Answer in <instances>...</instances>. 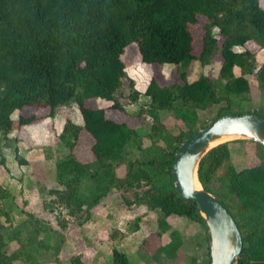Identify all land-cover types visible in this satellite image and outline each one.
<instances>
[{"label":"trees","instance_id":"obj_1","mask_svg":"<svg viewBox=\"0 0 264 264\" xmlns=\"http://www.w3.org/2000/svg\"><path fill=\"white\" fill-rule=\"evenodd\" d=\"M200 16L208 22L201 24ZM190 25L198 27L196 34ZM249 43L264 51L261 0H0V166L7 169L8 150L21 165L27 164L14 147L18 139L12 135L42 117L35 112L47 109L46 116L55 118L58 108L75 101L82 123L67 120L57 135L67 153L56 161L54 178L59 188L51 191L55 199L44 204L48 216L56 214L55 203L71 217L86 216L114 190L139 182L147 189L137 198V205L157 211L160 228L169 230L166 220L176 215L197 223L206 233L197 204L179 197L172 165L185 140L217 119L258 114L241 110L252 98L248 76L256 77L264 97V62L258 66ZM136 45L144 63L174 66L181 82L162 86L152 79L144 93L147 109L132 114L117 95L128 77L122 58ZM218 60L215 78L209 72ZM196 64L207 73L190 81ZM130 87L132 101L137 102L142 94L134 81ZM96 100L112 102L127 119L114 120L104 108L88 106ZM212 108L217 109L211 123L197 128L200 112ZM30 111L34 114L28 116ZM164 112L182 121L186 129L179 135L169 133L161 123ZM148 116L156 123L150 135L144 136L133 121L139 118L145 123ZM82 132L92 137L90 162L76 155ZM249 143L256 147L259 164L237 169L230 162L227 142L203 158L199 179L241 231L244 246L237 264H264V146ZM224 166V177H219ZM120 167L125 168L124 176L117 172ZM10 199L15 201L16 196L0 183V264H49L40 261L42 252H52V262L59 264L66 242L60 225L28 210L27 201L26 208H19L23 218L15 223V212L7 208ZM139 220L129 224V229L138 230ZM84 222L86 217L79 225ZM9 244L16 246L12 253ZM181 247V236L172 231L170 243L159 251L175 259ZM112 253L113 264H130L117 248ZM70 262L85 264L80 255ZM205 264H211L210 249Z\"/></svg>","mask_w":264,"mask_h":264},{"label":"rangeland","instance_id":"obj_2","mask_svg":"<svg viewBox=\"0 0 264 264\" xmlns=\"http://www.w3.org/2000/svg\"><path fill=\"white\" fill-rule=\"evenodd\" d=\"M261 5L264 8V0H261ZM199 22L201 24L207 23L208 19L205 17L200 16ZM190 29L195 34L198 31V27L196 25H190ZM200 38L197 43V49H200ZM132 47V45L130 46ZM129 47V48H130ZM136 47V48H135ZM133 49L127 50L126 53L123 56V61L126 64L127 67V75L128 77L124 80V86L122 89L118 92V99L120 103L123 105L124 108H126L130 113L136 114L140 112L142 109L146 110L149 104L148 98L144 96V93L151 82L152 79H156L162 86L168 85L173 82H181V79L176 74V70L174 66L166 65V66H157V65H149L142 61L141 55H139V50L137 45ZM248 47L256 52L257 55V61L258 66L260 67L264 62V51L260 50L254 43H249ZM220 60L217 61V64H215L214 67L211 68L209 74H212L213 77H218V71H219V65ZM207 73L206 70H204L200 64H196L194 66L193 74L190 77V81H193L198 76ZM237 74H240V70H237ZM248 78L251 80L252 85V98L251 101L248 103H245L242 105L241 110L246 111H253L257 112L258 114L264 115V97L260 93V90L258 89V81L255 76H248ZM130 81L135 82V88L140 91L142 94L141 97H139V100L137 102H133L131 98V87H130ZM112 102L104 101V100H96V101H90L88 102V106L98 109V108H104L106 110V115L108 118L118 120V121H125L127 119V114L123 113L121 111H118L112 107ZM217 108H212L209 111L200 112V122L197 125V128L201 129L205 125H209L213 118L215 117ZM49 110L42 109L38 113L41 118L39 120L31 125H28L27 132L31 135V137L35 138V136H38L40 139L39 142L36 140V145L34 146L32 142V138L27 137L26 133L23 132V127L20 131H15L14 136L18 139V144L20 146V156L24 159L29 158L31 162H29V166L27 164L21 165L17 160L13 159V156L10 157V162L7 165L8 172L4 166H0V183L4 184L6 175H12V186L17 190V196L15 201L13 199H10V202L7 206L9 210H13L15 213V223L20 221L23 216L21 215V211L19 208H26L25 201H29L27 205V209L34 212H40L41 214L48 216L47 210L44 208V204L54 200L53 197L55 195L51 192L53 190H47L46 195L42 196V193L40 192L41 189H43V185L41 184V181L49 180L53 187H56V183L52 180L53 178L49 179L47 177V174L44 173L43 169V146L46 145L49 141L55 143L57 142V131L61 128V125L64 121V119H72L77 123H82L81 116L79 114V111L77 110V106L75 101H71L68 104H66L63 107L58 108L56 116H60V122H55L53 118H49V124L47 125V129L45 133H43L41 129V123L45 121L44 118L47 116L45 114L48 113ZM31 111L28 112V116L33 115ZM17 113L14 117L17 118ZM135 127H139V132L144 135H150L152 132V126L156 123L153 121V119L148 116L146 122L144 123L141 119L136 118L133 121ZM161 123L164 125L165 129L173 134V135H179L181 132H183L186 128H184V123L182 121L176 120L173 118L172 114L168 112H164L161 114ZM160 125V124H159ZM32 127V128H31ZM45 136L46 138L42 137ZM92 137L87 134L86 132H82V138L79 142L77 148H76V155L77 157L83 161V162H90L93 160L92 154H91V145H92ZM16 142V143H17ZM21 142V143H20ZM149 143V141H146ZM251 141H247L246 143H242L240 141H231L230 142V151H231V164H233L237 169H242L247 166H256L259 164V160L256 156V147L254 144L249 143ZM161 145H163V142H161ZM56 156H64L67 153V149L63 144H59L57 146V150L55 151ZM28 167V168H27ZM10 168V169H9ZM21 168V169H20ZM26 168V169H25ZM12 170V171H11ZM118 174L120 176L125 175V168L120 167L118 169ZM225 173V166L222 167L219 171V177H224ZM47 178V179H46ZM222 179V178H221ZM223 180V179H222ZM31 181V184H27V182ZM221 183L218 185L220 186ZM84 187L86 189V193L89 190L90 182L87 181L84 183ZM53 189V188H52ZM147 186L145 183H139L136 182L133 187L124 186L121 187L115 191H113L107 198L104 200V205L107 210L104 212L102 216L107 215V211L110 212L109 217L107 218L109 221H113L115 219H119L120 221L125 220L127 218L120 217L116 218L115 213L125 211L127 208H130V206L136 204L135 208H139V205H137V198L146 191ZM46 190V189H45ZM45 199V200H44ZM100 207L101 209L103 208ZM56 208V214H52L51 216H48V218H51L55 225H60V229L64 233H76L77 230L80 228L79 224L83 222V220L86 217V221L89 219L87 218L90 214L86 216L85 214H79L77 217H71L68 215V211L63 208L60 204L55 203ZM98 208L100 211L101 209ZM118 211V212H116ZM114 212V214H113ZM125 214H122L124 216ZM22 216V217H21ZM185 218V217H181ZM50 219V220H51ZM104 221L106 220L104 217H102ZM187 221V218H185ZM118 220V221H119ZM119 221V222H120ZM135 220H133L132 223H134ZM9 233V228H6L4 230V236L7 239V235ZM85 235V232H83V236ZM77 238V237H76ZM85 238V237H84ZM86 241V239H85ZM87 242H85L86 245ZM84 243L81 246H75L79 250H83V247H85ZM14 244L8 245V252L12 253L15 249ZM68 252L70 250H66L65 255L68 256ZM129 253V252H128ZM130 264H138L137 258L133 257L134 254L130 251ZM54 258V254L52 252H42L40 254V261L42 263H49V264H58L52 262ZM66 258V257H65Z\"/></svg>","mask_w":264,"mask_h":264},{"label":"crops","instance_id":"obj_3","mask_svg":"<svg viewBox=\"0 0 264 264\" xmlns=\"http://www.w3.org/2000/svg\"><path fill=\"white\" fill-rule=\"evenodd\" d=\"M44 119L45 121L41 123L43 133H45L50 120L49 117ZM53 119L55 122H60V116H55ZM67 120L72 119H67V117L64 119L61 128L57 131L58 135H60L63 131ZM27 128L28 126L24 128L23 132L27 134V137L32 138L26 131ZM12 137H15L14 134ZM35 137L36 139L34 137L32 138V142L34 146H37L36 140L39 142L40 139L38 136ZM42 137L46 138L43 135ZM20 146L18 142L14 144V147H18L19 149V155L21 151ZM57 146L58 142L53 143L49 141L42 148L44 152L42 157L44 173L47 174L49 179L53 178L52 180L56 183V187H53L50 185L51 182L47 178V180L41 181V184L43 185V189L40 191L42 196L46 195L45 193H47V190L49 189L54 190L59 188L54 178L56 161L60 157L56 156L55 153ZM5 156L7 165L10 162L9 159L11 156H13V159L16 160L12 150L6 151ZM25 160L29 166V162H31L30 159L26 158ZM6 170L8 172V168ZM12 175L14 174L12 173ZM12 175H6L7 177L5 178L3 185L15 196H17V190L11 185L14 180L12 179ZM31 183V181L27 182V184ZM53 199H55V197H53ZM104 200L102 204L91 210L90 215L87 217L89 220L84 222L83 225H79L80 228L77 230L78 236H76V233L74 234V232L65 233L66 242L64 244L63 253L60 256L59 264H71L70 259L75 255L82 256V261L85 264H113V248H117L119 251L125 253L128 258H130L129 253L131 251L134 254L133 257L137 258L138 264H205L208 260V234L207 232L205 233L204 229L197 223L192 222L189 219L186 221L185 218L183 219L179 216L172 215L166 220V223L170 228L165 231L160 228V215L157 211H149L142 205H139V208H135L136 204L130 206V208H127L125 211H116L118 212L115 213L116 218H119V215H121L120 217L127 219L122 221L118 219L120 221L119 222L114 218L113 221H109L107 219L110 214L109 211H107L106 216H102L107 210L103 207L105 204ZM27 202L29 203V201ZM101 206L103 207L102 209L100 208ZM98 208H100L101 211ZM122 214L125 215L122 216ZM102 217L106 220L104 221ZM137 218L140 219L139 229L130 230L129 224ZM172 231H176L182 238V247L178 251L175 259H171L167 254L159 251L160 247H164L170 243ZM83 232H85L84 236ZM150 238H152V240H149L147 245H144V242ZM85 242H87L86 245ZM83 243L85 245L83 250H79L75 247L76 245L81 246ZM66 250H70V252H68V256L65 255Z\"/></svg>","mask_w":264,"mask_h":264},{"label":"water","instance_id":"obj_4","mask_svg":"<svg viewBox=\"0 0 264 264\" xmlns=\"http://www.w3.org/2000/svg\"><path fill=\"white\" fill-rule=\"evenodd\" d=\"M236 140L264 146V117L253 113L217 119L185 140L172 165V181L179 197L194 201L205 219L211 264H237L244 243L230 212L202 186L199 168L203 158L213 148Z\"/></svg>","mask_w":264,"mask_h":264}]
</instances>
